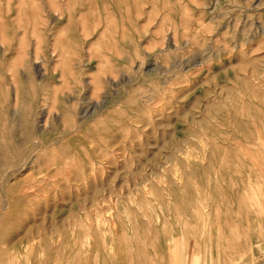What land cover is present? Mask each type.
Wrapping results in <instances>:
<instances>
[{
	"label": "rangeland",
	"instance_id": "1",
	"mask_svg": "<svg viewBox=\"0 0 264 264\" xmlns=\"http://www.w3.org/2000/svg\"><path fill=\"white\" fill-rule=\"evenodd\" d=\"M0 264H264V0H0Z\"/></svg>",
	"mask_w": 264,
	"mask_h": 264
}]
</instances>
